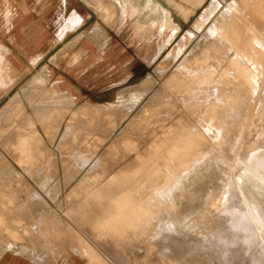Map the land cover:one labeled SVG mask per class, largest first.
Listing matches in <instances>:
<instances>
[{
  "label": "rangeland",
  "instance_id": "obj_1",
  "mask_svg": "<svg viewBox=\"0 0 264 264\" xmlns=\"http://www.w3.org/2000/svg\"><path fill=\"white\" fill-rule=\"evenodd\" d=\"M207 1L185 18L183 11L168 0H152L149 21L137 22L134 27L137 34L131 35L136 38V48L122 51L118 65L100 63L90 67V73L100 77L126 75L124 80L110 85L113 97L85 114H70L61 129L54 127L57 117L54 110L51 115L44 111L50 108L51 101L55 102L54 92L52 96L47 92L56 89L55 84L51 87L47 81L33 82L31 74L26 76L20 98L17 94L9 98L16 86H10L0 97V154L19 155L22 160L13 164L26 171L39 166L42 223L72 216L73 223H81L73 228L104 251L105 259L103 263L99 260V264H165L155 261L154 254L161 250H150L148 245L139 247L138 241L143 238L150 245L169 249L164 254L178 255L181 261L204 258L196 250L200 236L175 232L181 230L176 224L181 216L175 217V213H180L184 205L189 213L193 206L192 217L185 219L189 226L191 221L199 220L194 217L197 213L207 215L201 221L227 220L228 207L216 219L211 211L215 206L213 196L196 200V192L192 193L189 183L186 184L189 171L209 168L213 172L220 163L227 177L217 179L216 193L226 195L225 188L231 187L245 211L252 215L246 219L251 222L248 236L254 235L256 229L264 241V218H253L245 183L238 180L236 166L248 169L245 164L248 161L241 158L239 149L245 148L244 144L253 139L256 131H264V102L254 120V113L264 100V39L259 41L254 35L256 43L245 48L252 57L243 56V65L237 62L226 66L225 60L208 58L198 40L231 0ZM252 1L259 10L253 13L255 19L264 24V0ZM123 3L125 0L116 1L119 15L127 21L139 11L140 5L128 0V7L120 14ZM233 4L243 6L239 0H233ZM181 18L184 25L177 31ZM243 66L246 74L240 75L236 70ZM69 69L73 72L74 66ZM39 72L48 74L50 69ZM91 84L99 89V83ZM130 95L132 108L127 110ZM34 106L35 112L41 108L39 113L34 112ZM234 132L247 135L241 139L242 144L238 140L235 143L238 152L232 158L226 152ZM32 156L35 161H30ZM60 170L73 175L71 185L53 178ZM190 199L196 201L194 205ZM64 207L68 210L61 209ZM168 228L173 231L166 234ZM177 245L179 248L174 250ZM79 249L96 263L90 244L81 242Z\"/></svg>",
  "mask_w": 264,
  "mask_h": 264
},
{
  "label": "crops",
  "instance_id": "obj_2",
  "mask_svg": "<svg viewBox=\"0 0 264 264\" xmlns=\"http://www.w3.org/2000/svg\"><path fill=\"white\" fill-rule=\"evenodd\" d=\"M135 4L140 5L139 11L123 21L115 0H0V97L16 86L9 98L14 94L20 98L31 74L33 82L55 84L56 89L47 90L50 95L54 92L55 102L44 111L51 115L54 110L56 129L64 126L70 114L82 115L103 106L113 97L110 85L126 75L100 77L91 74L90 67L118 65L122 51L136 48L131 35L137 34V22L149 21L152 0H135ZM46 68L50 73L39 72ZM91 83H99V89ZM132 98L127 99V110L132 108ZM32 157L30 161H35ZM21 160L19 155L0 154V264L103 263L104 251L73 228L81 223H73L72 216L42 223L40 168L26 171L13 164ZM54 177L65 184L73 181L70 171L60 170ZM81 242L93 247L96 263L79 249Z\"/></svg>",
  "mask_w": 264,
  "mask_h": 264
},
{
  "label": "bare ground",
  "instance_id": "obj_3",
  "mask_svg": "<svg viewBox=\"0 0 264 264\" xmlns=\"http://www.w3.org/2000/svg\"><path fill=\"white\" fill-rule=\"evenodd\" d=\"M204 1L205 0H168V2L171 5H174L175 7L183 11V14H185L184 15L185 18H187L190 15H193L195 11L201 5H203ZM211 1L213 0H210V2ZM239 2L243 3V6L240 7L235 6L233 4V0H231V2H229L227 7L223 9V12L219 14V17L215 20V22L210 24L205 29L202 36L198 40V43L203 44L204 47L203 50L207 53L208 58L209 57L212 58L214 56L220 58V60H225L227 61L226 66L232 65L233 63H237V62L240 63L241 60L243 61V56H246L248 58L252 57V54H250L247 49L245 50V48H248L249 43H253V42L256 43L254 39V35L259 41L264 39L263 38L264 24L262 22L259 23V21L255 19V17L257 16L254 15L253 13L259 10H257V7L252 5L253 1L239 0ZM128 5H129L128 0H125V3H123L119 7L120 14L124 12V10L126 9V7H128ZM174 9L176 10V8ZM182 19L184 18H181L180 23L177 24L178 25L177 31L181 26L184 25L183 22L185 20L183 21ZM201 22L202 20L200 21V23ZM221 46L225 48V50L221 51ZM246 51L249 53L248 55ZM240 64L243 65L242 62ZM236 71L240 75H242V73L245 72V67L243 66L240 69H237ZM257 99L254 98V100ZM263 102L264 100L260 101V105L257 107L256 110L257 112L255 111L254 113V120L257 119L258 111ZM31 106L33 107V105ZM35 107L36 106H34V108ZM38 109L37 112L39 113ZM6 117H7L6 119H8L10 116L7 115ZM10 132L11 131H9L8 133L10 134ZM4 133H1V136ZM234 133L235 134L232 135L233 137L232 144L227 148L229 150L226 152L232 158H234L235 156L234 153L238 152L236 151L237 146L236 148H234L235 143L238 140V143L242 144L241 139H243L247 135L244 133L242 134L241 133L237 134L236 132ZM7 135L8 134H6V137ZM244 145H246L245 148L242 146L239 149V154L242 159L245 158L248 161V163H245L248 169L246 167L242 168L236 165L238 167L237 178L239 181L241 180L245 183L244 189L246 193V198H247V202L249 203V207L254 214L253 218L255 219L260 217L264 218V131H256L253 139L249 142H246ZM223 169L224 166L223 164L220 163L217 165L215 171L213 172H211L209 168L202 169L196 172L193 170L189 171L190 173L188 172V175L186 177V184L189 183L188 187L189 188L191 187L192 193L194 191L196 192V194L194 195L196 196V200L200 201L201 199H205V198L208 199L207 197L212 198L213 196L215 206H212L213 210L211 209L210 210L214 212L212 213V215L214 214L213 215L214 217H216V215H219L221 210H225V208L228 207L230 213L228 216H226V219L229 220V222H227V220L223 221V219H220L222 222H213V223H211V221L210 222L209 221L206 222L203 220L201 221V218L206 217L207 215L197 213L196 215H194V217L195 216L199 217V220L191 221L192 226L191 225L189 226L187 220L185 221V219L192 217L193 215L192 205H191L192 209L191 211H189V213L187 212L189 208L188 207L184 208L185 205L180 209V213L178 212L175 213V217H177L178 215L179 217L181 216L180 221L178 223L176 221V224L180 225L181 230L180 231L176 230L175 232L180 233L181 235L188 234L189 236L191 235L193 236L195 235L196 237L200 236L198 237L199 240L197 239L199 243L197 244L196 250L199 252L197 255L199 256L204 255V258L202 259L197 258V261L194 259L195 261L193 262H191L189 259H188L189 262L188 261L186 262L184 261L185 260L184 258L183 260L184 262H183L179 260L180 258L178 255L169 254L168 256H166L164 252L169 251V249L168 250L165 249L164 246H158L157 244L150 245V242L144 238L141 239V241H138V243L141 244L139 246L141 248H146L148 245L149 248H151L150 250H158V251L161 250L159 251L160 253L154 254L157 257V259L155 260L157 263L163 262L165 264H175L177 261H179V264H203L205 259L206 264H264V241L259 238V234L256 229L254 235L248 236L249 234H251L248 231L251 222H249V220L247 221L246 219L251 214L245 211L246 208L243 205H241V203L239 202V198L236 196L234 190H232L231 187L228 188L226 187L227 189L225 188L226 195L227 193H229L230 195L228 197L225 194L222 196L220 194L221 192H219V194L216 193L215 186L217 185L218 180H224L227 177V174L224 172ZM219 197H220L219 201L221 202H218ZM189 201L192 202L193 205L194 202H196L194 201V199H190ZM228 203H230L231 205H229ZM225 204L226 206L223 207V205ZM202 210L203 209H201V211ZM207 210H209V208ZM215 210H218V214H215ZM220 216H224V215H220ZM172 223L173 222H171V224ZM169 224L170 223L165 224V226ZM262 226L264 231V223L262 224ZM201 229L203 231H201ZM172 231L173 229L168 228L165 233L169 234ZM201 232L206 235H202ZM177 239L178 238L174 240ZM179 246L177 245L176 249L174 250H177Z\"/></svg>",
  "mask_w": 264,
  "mask_h": 264
}]
</instances>
